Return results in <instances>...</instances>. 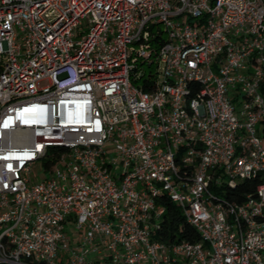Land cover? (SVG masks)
Here are the masks:
<instances>
[{
  "label": "built area",
  "instance_id": "1",
  "mask_svg": "<svg viewBox=\"0 0 264 264\" xmlns=\"http://www.w3.org/2000/svg\"><path fill=\"white\" fill-rule=\"evenodd\" d=\"M263 120L264 0H0V264H264Z\"/></svg>",
  "mask_w": 264,
  "mask_h": 264
},
{
  "label": "trees",
  "instance_id": "2",
  "mask_svg": "<svg viewBox=\"0 0 264 264\" xmlns=\"http://www.w3.org/2000/svg\"><path fill=\"white\" fill-rule=\"evenodd\" d=\"M262 124L261 137L264 138V120ZM259 181V175L249 179H237L232 187H222L217 190L216 194L227 201L239 203L244 200L245 196H253L254 188ZM164 207L165 210L159 222L160 229L156 233V239L164 244L184 241L197 242V234L185 223L177 208L169 203H165Z\"/></svg>",
  "mask_w": 264,
  "mask_h": 264
},
{
  "label": "rangeland",
  "instance_id": "3",
  "mask_svg": "<svg viewBox=\"0 0 264 264\" xmlns=\"http://www.w3.org/2000/svg\"><path fill=\"white\" fill-rule=\"evenodd\" d=\"M85 21V20H83ZM86 26L83 25V30H85ZM262 122H259L255 125V133L256 135L260 136L261 137V128H262ZM47 174V173H45ZM45 174L36 166L33 167V170L31 171V173L29 174V179L31 182H37V181H40L44 178ZM64 230H65V233H69V232H72L74 238H77L76 237V231L75 233L73 232V229L70 227L69 224H65L64 225Z\"/></svg>",
  "mask_w": 264,
  "mask_h": 264
}]
</instances>
